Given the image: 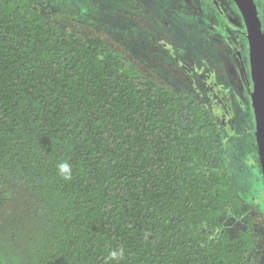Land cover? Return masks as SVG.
Masks as SVG:
<instances>
[{
    "label": "trees",
    "instance_id": "trees-1",
    "mask_svg": "<svg viewBox=\"0 0 264 264\" xmlns=\"http://www.w3.org/2000/svg\"><path fill=\"white\" fill-rule=\"evenodd\" d=\"M56 2L0 0V264H264L215 116Z\"/></svg>",
    "mask_w": 264,
    "mask_h": 264
},
{
    "label": "rangeland",
    "instance_id": "rangeland-1",
    "mask_svg": "<svg viewBox=\"0 0 264 264\" xmlns=\"http://www.w3.org/2000/svg\"><path fill=\"white\" fill-rule=\"evenodd\" d=\"M216 1L218 5L215 0H57L51 7L57 22L103 39L144 74L190 94L215 116L232 182L251 205L264 262V198L257 195L264 190V180L256 149L249 65L246 69L245 59L236 57L241 51L248 58L245 25L236 8ZM256 5L264 25V3ZM231 66L243 84L242 93L237 91ZM243 227V219L226 218L225 230L230 234Z\"/></svg>",
    "mask_w": 264,
    "mask_h": 264
},
{
    "label": "water",
    "instance_id": "water-1",
    "mask_svg": "<svg viewBox=\"0 0 264 264\" xmlns=\"http://www.w3.org/2000/svg\"><path fill=\"white\" fill-rule=\"evenodd\" d=\"M245 25L257 155L264 180V26L253 0H233ZM264 2V0H263Z\"/></svg>",
    "mask_w": 264,
    "mask_h": 264
},
{
    "label": "clouds",
    "instance_id": "clouds-1",
    "mask_svg": "<svg viewBox=\"0 0 264 264\" xmlns=\"http://www.w3.org/2000/svg\"><path fill=\"white\" fill-rule=\"evenodd\" d=\"M56 174L64 181H71L73 178V169L72 166L67 162H60L56 166ZM258 197L264 198V190H260L257 193ZM125 256V251L121 247L117 250L111 251L108 255L109 264H121Z\"/></svg>",
    "mask_w": 264,
    "mask_h": 264
},
{
    "label": "flooded vegetation",
    "instance_id": "flooded-vegetation-1",
    "mask_svg": "<svg viewBox=\"0 0 264 264\" xmlns=\"http://www.w3.org/2000/svg\"><path fill=\"white\" fill-rule=\"evenodd\" d=\"M254 1V3L256 4L257 2L258 3H260L261 1H263V0H253ZM218 2H228V4H229V8H231V9H233V10H235V8L238 10V8L236 7V5L234 4V2H233V0H218ZM215 3L218 5V3H217V1L215 0ZM264 3V2H263ZM256 7H257V5H256ZM239 11V10H238ZM257 11H258V9H257ZM239 15H240V12H239ZM258 15H259V12H258ZM241 16V15H240ZM230 17H233V16H230ZM259 18H260V16H259ZM241 20H242V17H241ZM230 21L231 22H233V21H235V19H230ZM242 22H243V20H242ZM243 24H244V22H243ZM262 26H264V25H262ZM245 36H246V30H245ZM247 40V39H246ZM237 41H238V45L241 47V49H243V47H245V45H242L241 46V44H240V42H239V40L237 39ZM247 56H248V44H247ZM241 51H237L236 52V57L240 60H244L245 59V64L243 63V65L246 67V69H248L247 68V63H248V65H249V61H248V58L245 56H243L244 55V53H240ZM244 57V58H243ZM234 68L231 66V68H229V70L232 72V73H234V78L236 79L235 80V82H236V86L238 87V89H237V91L239 92V93H242V92H244V88H243V84L242 83H240V78L237 76V77H235V71L233 70ZM240 72H241V74H242V77L244 78V76H243V71H242V69H241V67H240ZM249 72V71H248ZM242 77H241V79H242ZM243 81H245V79H242ZM251 80V79H250ZM251 89H252V84H251V87L249 88V93H251ZM257 149V148H256Z\"/></svg>",
    "mask_w": 264,
    "mask_h": 264
}]
</instances>
